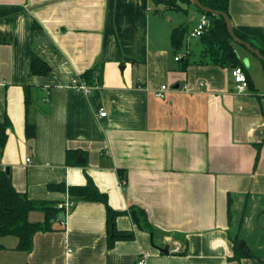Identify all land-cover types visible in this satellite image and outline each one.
<instances>
[{"label":"crops","instance_id":"0c3cea01","mask_svg":"<svg viewBox=\"0 0 264 264\" xmlns=\"http://www.w3.org/2000/svg\"><path fill=\"white\" fill-rule=\"evenodd\" d=\"M162 1L0 0V121L12 122L0 166L31 199L58 204L69 195L49 184L92 179L126 212L118 229L135 234L109 246L105 205L73 200L65 220L35 234L31 251L16 249L15 235L0 237V264H138L143 254L146 264H260L253 255L264 263L262 60L236 48L255 87L238 93L232 69L200 62L202 45L189 37L192 63L182 70L184 50L174 53L171 32L190 21L193 31L204 14L193 2H181L182 12ZM170 12L185 18L172 23ZM229 13L264 48V0H230ZM34 54L47 74L32 72ZM99 64L90 93L70 86ZM27 121L36 125L31 140ZM133 205L152 230L135 210L137 227ZM237 239L252 256L236 255Z\"/></svg>","mask_w":264,"mask_h":264},{"label":"trees","instance_id":"16d2710c","mask_svg":"<svg viewBox=\"0 0 264 264\" xmlns=\"http://www.w3.org/2000/svg\"><path fill=\"white\" fill-rule=\"evenodd\" d=\"M202 5L214 10H219L229 14L230 0H199ZM192 3L191 0H165L162 3L167 9L178 10L187 12V8H184L181 4ZM203 14L208 18V24L204 28L202 34L198 37L199 42L202 45L200 62H212L214 64L221 65L223 67H229L231 69L235 67H242L246 70L243 60L240 58L235 43H237L231 36L228 30V24L225 17L221 14L203 11L196 6ZM188 24L186 22L173 28L171 32V44L174 53L182 52L184 55L180 58L179 63L182 70L192 63L190 59V53L188 49ZM236 35L243 40L251 43L256 47L263 55L264 48L257 47L251 40L250 36L242 32L236 26H234ZM263 66L264 61L262 60ZM31 70L34 74H47L50 71L49 64L38 55H33L31 60ZM102 64H99L93 68L85 71L82 76L89 82H99L102 76ZM248 75V74H247ZM249 88L255 89L254 83L248 75ZM27 107L29 104V98L26 97ZM11 120L8 116L4 121H0V149L6 145L9 136V129L11 127ZM36 125L27 121L26 123V136L28 139L35 138ZM70 155V152H68ZM49 188L52 190L65 191L69 195V199L87 200L102 202L106 207L107 215V234L109 246H112L118 239H132L135 234L131 230H119L116 225L117 217L126 213L114 209L109 202L107 193L100 190L97 184L89 179L84 185H66L65 183H51ZM57 202L48 200H35L31 199L26 192L19 191L12 179L11 173L0 166V237L6 235H15L18 237V244L16 249L22 251H31L33 247L34 236L39 231H49L53 228V219L57 216L61 209L58 207ZM133 210H136L138 215L142 219V224L152 230L151 225L148 224L146 213L137 206H131ZM231 199L228 203L229 218L231 217ZM34 210L43 211L45 214V220L43 222H33L29 219V213ZM146 222V224H145ZM150 226V227H149ZM240 240L235 241L236 255H249L252 256V252L249 251L247 246L240 248ZM3 244L0 243V249L3 248Z\"/></svg>","mask_w":264,"mask_h":264},{"label":"built area","instance_id":"2783aa9c","mask_svg":"<svg viewBox=\"0 0 264 264\" xmlns=\"http://www.w3.org/2000/svg\"><path fill=\"white\" fill-rule=\"evenodd\" d=\"M208 24V18L204 15L199 23V25L191 32V37H199L204 28ZM181 56H177L176 59H180ZM232 77L235 82V88L238 93H246L250 90L248 75L245 69L238 66L232 69ZM202 85V83H200ZM98 85V82L89 83L82 75H75L71 78L70 86L75 88L77 91L82 92L84 94L90 93V91ZM169 88L167 84H163L158 90H156V95L159 97H165L166 90ZM185 90H188L187 84L183 86ZM101 116H106L107 112L104 108L100 110ZM30 161V158L27 159ZM75 202L71 199L61 202L58 204V207L64 210H67L70 207H73ZM176 251H179L180 247L177 246ZM146 256L147 254H143V256L138 260V264H146Z\"/></svg>","mask_w":264,"mask_h":264},{"label":"water","instance_id":"95a60500","mask_svg":"<svg viewBox=\"0 0 264 264\" xmlns=\"http://www.w3.org/2000/svg\"><path fill=\"white\" fill-rule=\"evenodd\" d=\"M196 6H198L199 8H201L203 11H209V12H213V13H217V14H221L225 17L226 21H227V24H228V30H229V33L231 34V36L234 38V40L241 44V45H244L246 46L250 51H252L253 53H255L261 60L264 61V55L259 51L257 50L254 46H252L249 42L243 40L242 38L238 37L234 31V25H233V22H232V19L231 17L229 16V14H227L226 12H222V11H219V10H214V9H211L209 7H206L204 5L201 4V2L199 0H191ZM9 171V169H7ZM131 216H132V219L134 220V222L136 223L137 227L138 228H142L141 226V222H140V219L139 217L137 216L136 214V211L133 210L131 212ZM66 218V212L65 211H61L57 214V216L53 219V221H57V220H65ZM240 248H243L244 247V242H240ZM164 252L168 253L169 250H168V246H166L164 249H163ZM254 258H256L258 260V262L260 264H264L259 258H257L256 256L253 255Z\"/></svg>","mask_w":264,"mask_h":264},{"label":"rangeland","instance_id":"374dc122","mask_svg":"<svg viewBox=\"0 0 264 264\" xmlns=\"http://www.w3.org/2000/svg\"><path fill=\"white\" fill-rule=\"evenodd\" d=\"M191 9H192V10H194V9L196 10V6L191 5ZM197 10H198V9H197ZM192 12H193V11H192ZM194 12H197V11H194ZM193 14H194V13H193ZM169 16H170V17L172 16V17H171V22H172V23H173V22H174V23L177 22L178 19H179V17H183V18H185V17H184V16H185L184 13H182V12H181V13L170 12V13H169ZM177 23H178V22H177ZM194 25H196V24H194L193 21H192V22L190 21V26H188V28H189V29H188V32H189V34H188V35H189L188 38L191 37V36H190V34H191V32H192L191 29H192V27H193ZM192 38H193V37H192ZM192 41H193V42H196V41L198 42V38H197V39H193ZM235 46H236V48H238V49H239L240 51H242V52L245 50V48L243 47V45H241V44H239V43H235ZM256 70L258 71L259 68H255V71H254L255 73H256Z\"/></svg>","mask_w":264,"mask_h":264}]
</instances>
